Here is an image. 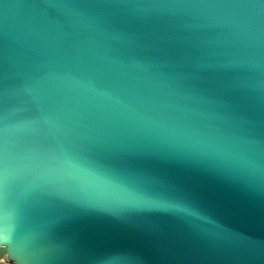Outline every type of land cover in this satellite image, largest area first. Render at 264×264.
Masks as SVG:
<instances>
[{"label": "water", "instance_id": "water-1", "mask_svg": "<svg viewBox=\"0 0 264 264\" xmlns=\"http://www.w3.org/2000/svg\"><path fill=\"white\" fill-rule=\"evenodd\" d=\"M0 246L264 264V0H0Z\"/></svg>", "mask_w": 264, "mask_h": 264}, {"label": "snow or ice", "instance_id": "snow-or-ice-1", "mask_svg": "<svg viewBox=\"0 0 264 264\" xmlns=\"http://www.w3.org/2000/svg\"><path fill=\"white\" fill-rule=\"evenodd\" d=\"M4 246H5V245H4ZM0 247H3V246H0ZM9 259H11V260L13 261V264H14V260H13V258H12L11 255L9 256Z\"/></svg>", "mask_w": 264, "mask_h": 264}, {"label": "built area", "instance_id": "built-area-1", "mask_svg": "<svg viewBox=\"0 0 264 264\" xmlns=\"http://www.w3.org/2000/svg\"><path fill=\"white\" fill-rule=\"evenodd\" d=\"M0 264H12V263H5V262L0 261Z\"/></svg>", "mask_w": 264, "mask_h": 264}]
</instances>
